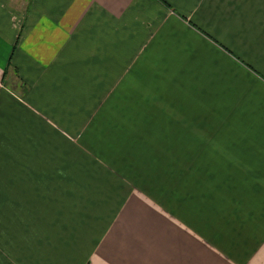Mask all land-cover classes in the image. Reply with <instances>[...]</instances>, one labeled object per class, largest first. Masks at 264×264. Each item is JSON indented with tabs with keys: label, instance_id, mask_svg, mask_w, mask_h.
Returning a JSON list of instances; mask_svg holds the SVG:
<instances>
[{
	"label": "crops",
	"instance_id": "obj_1",
	"mask_svg": "<svg viewBox=\"0 0 264 264\" xmlns=\"http://www.w3.org/2000/svg\"><path fill=\"white\" fill-rule=\"evenodd\" d=\"M163 1L0 0V264H264V0Z\"/></svg>",
	"mask_w": 264,
	"mask_h": 264
},
{
	"label": "rangeland",
	"instance_id": "obj_2",
	"mask_svg": "<svg viewBox=\"0 0 264 264\" xmlns=\"http://www.w3.org/2000/svg\"><path fill=\"white\" fill-rule=\"evenodd\" d=\"M155 151H156V148H155ZM157 154H158V153H157ZM164 154H165V153H164ZM158 155H160V154H158ZM163 156H164V155H163ZM168 161H169V160H168ZM162 169H163V168H162ZM160 171H161V169H160V170H156V171H154V172L157 173V172H160ZM166 172H167V173H166L167 175H170V170H167ZM146 195H147L148 197L152 198V197H151V194H150V192H149L148 190H147ZM152 201L154 202V200H152Z\"/></svg>",
	"mask_w": 264,
	"mask_h": 264
},
{
	"label": "trees",
	"instance_id": "obj_3",
	"mask_svg": "<svg viewBox=\"0 0 264 264\" xmlns=\"http://www.w3.org/2000/svg\"><path fill=\"white\" fill-rule=\"evenodd\" d=\"M157 1H159V2H161V3H163V4H166L163 0H157Z\"/></svg>",
	"mask_w": 264,
	"mask_h": 264
}]
</instances>
